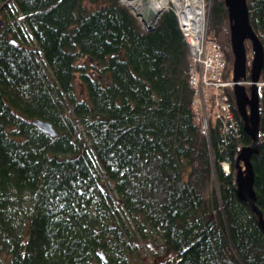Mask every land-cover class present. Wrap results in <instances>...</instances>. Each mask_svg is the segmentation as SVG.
Instances as JSON below:
<instances>
[{
  "label": "trees",
  "instance_id": "1",
  "mask_svg": "<svg viewBox=\"0 0 264 264\" xmlns=\"http://www.w3.org/2000/svg\"><path fill=\"white\" fill-rule=\"evenodd\" d=\"M247 5L264 49V0ZM0 19V264H131L151 239L173 255L156 264H264V231L237 194L251 138L233 91L240 138L221 151L216 127L200 133L175 13L148 31L121 0H0ZM207 21L232 79L225 0H210ZM259 108L264 217V85Z\"/></svg>",
  "mask_w": 264,
  "mask_h": 264
},
{
  "label": "built area",
  "instance_id": "2",
  "mask_svg": "<svg viewBox=\"0 0 264 264\" xmlns=\"http://www.w3.org/2000/svg\"><path fill=\"white\" fill-rule=\"evenodd\" d=\"M144 5H135L133 0H121L139 19L153 22L152 14L157 18L163 13H175L180 30L189 49L190 64L188 83L192 91V107L198 120L202 135L209 137L211 126L216 127L221 137V151L226 149L227 141L237 140L241 136L240 123L233 111L230 92L235 82L225 77L226 57L219 42L208 34L207 0H147ZM163 6V11L151 9L155 2ZM188 20L186 26L184 21ZM244 84V82H241ZM250 85L251 82L248 81ZM259 84V83H258ZM260 86L264 85L262 82ZM225 173L230 172V161L226 158L221 163Z\"/></svg>",
  "mask_w": 264,
  "mask_h": 264
},
{
  "label": "water",
  "instance_id": "3",
  "mask_svg": "<svg viewBox=\"0 0 264 264\" xmlns=\"http://www.w3.org/2000/svg\"><path fill=\"white\" fill-rule=\"evenodd\" d=\"M225 5L230 19V41L233 54L232 80L235 82L233 89L235 104L243 120V129L252 141L249 146L238 149L237 165L239 168L236 175L237 194L257 214L259 225L264 231V217L256 204V195L253 188L254 174L251 164V156L257 152L260 139L258 82L260 81V74L264 64V49L258 35L250 24L247 0H225ZM135 16L139 17L140 15L135 14ZM152 17V23L143 21L148 31L155 27L158 20L155 14H152ZM2 27L3 22L0 19V29ZM246 40L249 41L252 48L250 66L251 85L249 88L241 83L247 78ZM33 124L39 130L52 137L58 135L51 123L36 119L33 121ZM244 174L248 176L247 181L244 179Z\"/></svg>",
  "mask_w": 264,
  "mask_h": 264
},
{
  "label": "rangeland",
  "instance_id": "4",
  "mask_svg": "<svg viewBox=\"0 0 264 264\" xmlns=\"http://www.w3.org/2000/svg\"><path fill=\"white\" fill-rule=\"evenodd\" d=\"M207 2H208V7H209L210 0H207ZM250 47H251V45H250ZM251 51H252V48H251ZM261 83L262 82L259 81V84H261ZM259 84H258V87H260ZM244 85L247 88H249V84H248L247 80L244 81ZM76 90L78 92V95H79L80 99L83 98V97L85 98V91H84L82 85L78 81H76ZM199 131H200V127H199ZM200 133H201V131H200ZM227 159L229 160V158H227ZM244 173H245V171H244ZM244 179L246 181L248 180V176L246 174H244ZM214 186L216 187L215 183H214ZM138 250L139 251H138L137 255H135V257H134L133 261L131 262V264L165 263L168 259L173 258V255L169 251L164 249V247L161 244V242H159L156 239H151V240L147 241L146 243H141ZM104 258H105V255H104Z\"/></svg>",
  "mask_w": 264,
  "mask_h": 264
},
{
  "label": "bare ground",
  "instance_id": "5",
  "mask_svg": "<svg viewBox=\"0 0 264 264\" xmlns=\"http://www.w3.org/2000/svg\"><path fill=\"white\" fill-rule=\"evenodd\" d=\"M133 2H134L133 4L137 5V7H138L139 4L142 5V6H145L144 3L145 2H149V1H147V0H133ZM151 9L153 11H156V12H161V11H163V6H161V4H158V2L156 1L154 5H151ZM184 23H185L186 26L189 25L188 20H185Z\"/></svg>",
  "mask_w": 264,
  "mask_h": 264
}]
</instances>
